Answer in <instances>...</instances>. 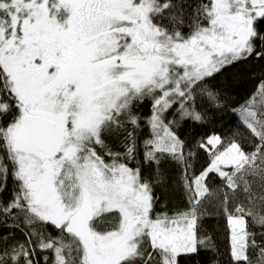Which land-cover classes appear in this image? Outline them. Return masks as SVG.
Here are the masks:
<instances>
[{"label":"snow or ice","instance_id":"6c2138e0","mask_svg":"<svg viewBox=\"0 0 264 264\" xmlns=\"http://www.w3.org/2000/svg\"><path fill=\"white\" fill-rule=\"evenodd\" d=\"M202 252L264 264V0H0V264Z\"/></svg>","mask_w":264,"mask_h":264},{"label":"trees","instance_id":"16d2710c","mask_svg":"<svg viewBox=\"0 0 264 264\" xmlns=\"http://www.w3.org/2000/svg\"><path fill=\"white\" fill-rule=\"evenodd\" d=\"M166 22V21H165ZM249 70L255 68V65L249 64L246 65ZM258 71V69H257ZM255 81L251 79H243L235 89L234 99L229 104L227 108L223 110L216 111L214 115H210L208 121L202 125H193L191 123L186 124L185 127L181 130V135L189 139V143H192L193 140H198L204 137L206 134H218L222 136H227L230 134L237 125V116L232 112V106L239 104L247 96L249 92L253 90ZM146 111V109H145ZM204 153H199L197 157V165L203 162ZM174 166L171 167V173L175 174ZM9 185H11V180L9 179ZM157 193L161 196V199L168 195L170 199H179V194H172L171 192L165 193L162 192L159 188L156 189ZM208 254L201 253L199 256H193L191 258H181V264H207Z\"/></svg>","mask_w":264,"mask_h":264}]
</instances>
